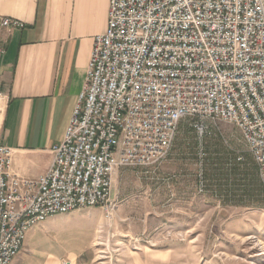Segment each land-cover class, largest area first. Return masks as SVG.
Segmentation results:
<instances>
[{"label": "built area", "instance_id": "2783aa9c", "mask_svg": "<svg viewBox=\"0 0 264 264\" xmlns=\"http://www.w3.org/2000/svg\"><path fill=\"white\" fill-rule=\"evenodd\" d=\"M185 118L235 124L264 189V0H110L51 167L20 176L0 144V264L20 253L35 217L108 211L116 172L163 162Z\"/></svg>", "mask_w": 264, "mask_h": 264}, {"label": "rangeland", "instance_id": "374dc122", "mask_svg": "<svg viewBox=\"0 0 264 264\" xmlns=\"http://www.w3.org/2000/svg\"><path fill=\"white\" fill-rule=\"evenodd\" d=\"M111 203L57 215L18 262L264 264V189L233 123L183 119L163 162L116 172Z\"/></svg>", "mask_w": 264, "mask_h": 264}, {"label": "crops", "instance_id": "0c3cea01", "mask_svg": "<svg viewBox=\"0 0 264 264\" xmlns=\"http://www.w3.org/2000/svg\"><path fill=\"white\" fill-rule=\"evenodd\" d=\"M109 5L110 0H0V144L14 150L18 175L38 177L51 167V148L64 138L86 80L94 37L107 28ZM3 17L18 19L24 27H3ZM56 216L31 228L21 251L28 245L38 252L41 232ZM18 255L11 264H83L72 252L67 260L50 252L42 262L19 263Z\"/></svg>", "mask_w": 264, "mask_h": 264}, {"label": "bare ground", "instance_id": "6f19581e", "mask_svg": "<svg viewBox=\"0 0 264 264\" xmlns=\"http://www.w3.org/2000/svg\"><path fill=\"white\" fill-rule=\"evenodd\" d=\"M86 207H96V205H76V206H69V207H61V209L59 211L55 212V213L44 214L42 216L35 217V218L31 219L30 223L28 224V229L26 231V235H27V232L31 228H33L34 226L46 221L51 216L58 215V214L69 213V212H72L74 210H78V209H82V208H86ZM13 260H14V258H11L8 264H11V262Z\"/></svg>", "mask_w": 264, "mask_h": 264}]
</instances>
